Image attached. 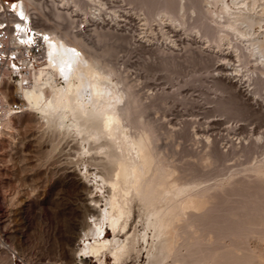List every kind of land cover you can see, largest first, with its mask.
Returning a JSON list of instances; mask_svg holds the SVG:
<instances>
[{"label":"rangeland","instance_id":"374dc122","mask_svg":"<svg viewBox=\"0 0 264 264\" xmlns=\"http://www.w3.org/2000/svg\"><path fill=\"white\" fill-rule=\"evenodd\" d=\"M38 1H41L40 12L50 16L54 14V0ZM102 1L95 5L86 0L79 5L80 8L71 1L70 10H73V17L81 26L78 25L80 28L77 26V29L68 25V29L79 30L95 56L100 54L102 61L118 66L117 69L122 71L119 72L133 83L139 99L148 108L145 118L157 125L158 134L162 133L157 134L159 145L164 150L162 155L165 153L168 155L166 159L175 160L173 163H177L179 169L182 167L180 170L183 173L192 171L189 177L192 173L190 178L198 181L196 184L200 183L202 188L215 185L211 192L219 193L217 201L213 197L210 205L207 203L209 210L211 206L214 219L210 217L209 221L210 212L206 210V204L203 209L207 211L208 218L206 216L205 219L208 221L205 223L203 218L204 221L196 220L190 223L191 226L188 224V228L186 224L181 226L187 229L177 234V237L180 235L179 244L176 241L180 245L176 244L178 251L163 264H264V223L256 224L262 220L239 227V231L235 232L217 231L215 225L222 215L224 218L220 219L226 224L234 213L237 218H233L241 220L250 217V211L256 210L261 211L259 217L264 219V175L258 177L251 170V166L264 158V138H257L258 134H264V75L257 87L255 76L258 73L255 71L259 65L255 57L249 55V50L245 48L248 56L242 58L244 61L237 58V44L242 43L236 49L242 47L243 50L247 47L246 42L239 40L238 43L232 35L229 40L217 45L202 35V27L200 29L198 24H202L200 18H205L190 10L184 16L189 22L181 25L179 21L171 23L169 16L161 10L168 18L156 10L148 12L145 5L139 2ZM48 19L46 21L50 22ZM226 52L232 53L227 58L231 57L233 65L224 71L233 75L239 69L234 77L236 84L223 77L221 73L224 71L218 68L220 63L228 61L224 59ZM39 121L37 113L29 110L21 112L13 117V128L5 130L0 138V264L58 260L75 264L77 250L83 245L80 242L82 232L92 223L88 200L83 195L89 196L95 184L99 186L93 193L95 198L104 199L109 189L101 179L95 181L92 175H83L87 167L91 171L96 170V160L91 157L92 154L81 149V136L71 134L63 137L53 128L41 126ZM196 132L205 133L204 136L208 134L210 144L213 143L209 145L207 137L203 134L200 137ZM214 149L219 156H215V160L213 155L211 162L204 165L201 162L204 159H200L205 157V152ZM248 173L254 177L247 176ZM199 185L196 189L200 188ZM227 192L234 195L225 194ZM215 206L220 209L218 212ZM223 206H226L224 211L230 206L233 212L227 210L226 215L222 211ZM133 210L130 227L139 239L136 245L139 251H132L124 264H147L146 249L150 246L142 236L147 231L152 242L153 231L147 226L141 204L134 202ZM213 211L218 213V219ZM220 211L222 215L219 217ZM230 213L233 215L230 216ZM105 235L109 236L111 232L107 230ZM89 264L98 263L89 259ZM107 264H114L113 259L108 258Z\"/></svg>","mask_w":264,"mask_h":264},{"label":"bare ground","instance_id":"6f19581e","mask_svg":"<svg viewBox=\"0 0 264 264\" xmlns=\"http://www.w3.org/2000/svg\"><path fill=\"white\" fill-rule=\"evenodd\" d=\"M59 1V3H56V0L53 1L55 7L53 8L54 14L51 16L39 11L41 1L38 0H4L1 4L9 7L14 5L13 8L24 18V20L19 22V26L24 27V29H26L27 21H29L30 17H37L38 21L40 20L44 25L52 26H41V31L45 35L47 34V48L43 63L34 72L29 85H24L23 82H20L16 87L20 99L27 106L24 111L29 110L37 113L41 126L53 128V131L56 130L63 137L71 134L81 136V149L87 154H92L91 157L96 160V170L91 171L87 167L83 175H92L95 177V181H98L99 178L109 188L104 199L95 198L96 195L93 193L99 187L95 184H93L95 189H90L89 196L83 195V198L88 200L87 204L91 210L89 220L92 223H89L82 232L80 242L82 241L83 245L77 250L78 259L75 264H89V259H94L98 264H107L108 258L113 259L114 264H124L125 259L129 257L131 252L137 250L136 245L139 243L137 234L131 231L130 227L134 215L133 206L136 201L141 204L146 216L147 226L153 231L152 242H150V234L147 231L142 236L143 241L150 246L146 249L148 253L147 264H163L169 256L175 255L178 251L176 244L177 242L179 244L180 235L177 237V234H181L182 230L185 231L188 228V224L196 220H206L207 211L203 208L213 197L215 200L218 199L219 193L211 192L212 189H215V185L202 188L200 183L196 184L198 181L195 182L190 178L192 173L189 177V172L192 171L189 170L186 174L183 173L184 171L180 170L182 167L179 169L176 165L177 163H173L175 160L172 161L168 157L167 159L171 160L170 162L166 159L168 155H165V153L164 156L162 155L164 150L161 149V145L158 142V135L162 133L158 134V128L155 127L157 125L145 118L146 109L148 108L143 105L142 99H139L133 83L131 84L130 80H127L128 78L125 77V74L122 75L123 73H120L122 71L117 69L118 66L115 67L110 64L111 62L105 63L102 61L99 53V57L95 56L92 47L88 45V42H85V39L83 40V35L81 36L80 31L77 30L81 25L78 23V19L73 17L74 13L73 10H70L69 4L73 1L74 5L79 7L86 0L82 2H80L81 0ZM88 1L98 5L102 0ZM130 2H139L145 5L148 12L151 13L155 10L159 13L165 12L169 16L171 23L179 21L181 25L183 23L185 25L188 21L185 20L184 16L190 10L205 18V20L199 19L197 15L203 24H198L200 29L202 27V35L206 36L210 41L213 40L217 45L229 40L232 35H234L232 37H236V40L238 39V43L240 41L246 42V44H243L247 47L243 45V50L242 47L236 49L242 43L237 44V46L234 45V47L236 46L237 58L239 57L242 61L248 56L245 53L246 51H244L245 48L249 50L247 52L255 57L259 65L255 71L258 73L255 76L257 77L256 84L258 85L259 81H262L261 78L264 75V0H130ZM87 4L89 5L88 2ZM103 6L106 5L103 4ZM103 6L99 5L102 8ZM166 14L165 18L167 17ZM48 18H50V22H47ZM198 19L197 21H199ZM71 24L73 25L71 26ZM68 25L77 29H68L70 28ZM65 29L67 30L64 31ZM238 50L244 52L237 53ZM225 54L226 57L224 59L228 60L227 62L229 63L222 62L218 65L221 72L226 71L228 67L232 68L231 66L233 65V63L232 65L230 63L231 57L227 58L232 53L226 52ZM243 65L246 64L243 63ZM236 70L239 72V69ZM225 71L221 75L236 84L234 77L238 75V72L232 75V73H226ZM12 122L13 116H6L1 121L0 138L5 130L13 128ZM199 133L196 132L201 137L203 133ZM204 134L203 137H207L208 143L211 145L213 142L210 144V136H207L208 134L204 136ZM257 138H264V134H258ZM213 155L214 157L219 156L217 149L205 152V157L202 155L203 158L200 160L204 159L201 162L206 165L205 163L208 164L214 158H212ZM191 163L190 167H193L194 162L193 164ZM223 163L225 164V162ZM251 167V170L258 177H262L264 175V158ZM202 168L204 169V167ZM247 176H250V174L248 173ZM197 185L200 188L196 189ZM217 186L216 189L218 190ZM224 190H222L223 193ZM232 192L234 194L237 193ZM225 194L232 193L227 192ZM223 199H225V196ZM220 204L219 206L222 208ZM209 205L207 204V207ZM224 207L226 206H223V210H221L228 215L227 210L229 211L231 208L229 206V209L227 206L228 209L224 211ZM206 210L210 212L211 206L210 210L209 207ZM219 210L217 209V212ZM222 211L219 212V217L222 215ZM231 212L233 211L231 210ZM211 214L212 212L209 214V221L210 217H212ZM231 214L233 215V213H230V216ZM235 214L231 218L229 217L230 219L227 221L230 222L226 224L221 220L224 218L223 215V218L220 217L221 219L219 218V220H217L218 215L217 217L214 216L217 218L215 219L217 221L214 222L218 229L215 228V230L235 232L239 227L248 226L256 222V220L263 221L260 223L256 222V224L264 223V219L259 217L261 211L258 210L250 211V217L241 220L234 219L235 217L237 218ZM237 215L239 216L241 213H237ZM226 218L228 219V216H225ZM212 219L214 218L212 217ZM185 224L187 228L185 226L182 228L181 226ZM195 229L193 231H196ZM107 230L111 232V235H105ZM176 238L178 239L176 240ZM178 244L177 246H180Z\"/></svg>","mask_w":264,"mask_h":264},{"label":"built area","instance_id":"2783aa9c","mask_svg":"<svg viewBox=\"0 0 264 264\" xmlns=\"http://www.w3.org/2000/svg\"><path fill=\"white\" fill-rule=\"evenodd\" d=\"M0 0V129L6 116H16L27 106L20 99L16 87L20 82L31 83L34 72L44 61L47 48V34L41 31V22L30 17L26 29L19 26L24 18L15 8L2 6ZM15 1V0H13ZM6 3V2H5ZM30 264H66L46 261Z\"/></svg>","mask_w":264,"mask_h":264},{"label":"snow or ice","instance_id":"6c2138e0","mask_svg":"<svg viewBox=\"0 0 264 264\" xmlns=\"http://www.w3.org/2000/svg\"><path fill=\"white\" fill-rule=\"evenodd\" d=\"M13 7H14V5H13Z\"/></svg>","mask_w":264,"mask_h":264}]
</instances>
